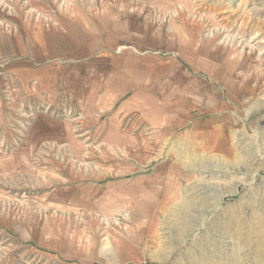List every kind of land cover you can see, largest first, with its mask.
<instances>
[{
  "label": "rangeland",
  "instance_id": "1",
  "mask_svg": "<svg viewBox=\"0 0 264 264\" xmlns=\"http://www.w3.org/2000/svg\"><path fill=\"white\" fill-rule=\"evenodd\" d=\"M109 1L0 0V38H16L18 55L11 70L0 67V264H90L83 256L104 252L105 238L123 221L122 215L105 216L107 203L99 200L104 195L97 190L103 177L113 185L127 178L132 167L127 161L143 152L126 142L139 133L126 131L119 101L94 123L82 116L84 107L75 94L82 97L87 91L89 68H76L79 63L73 65L67 52L88 49L89 37L69 24L60 35L51 28L65 15L96 11ZM144 2L146 8L160 4L171 13L164 23L173 19L191 27L186 31L192 35L184 37L192 46L187 52L207 57L214 72L226 73L225 80L235 77L231 90L246 92L244 99L231 97L228 102L239 106L223 119L210 116L203 140L194 135L189 145L178 147L174 136L144 154L159 162L141 165L138 173L162 167L159 183L170 186L163 169L168 167L177 183L159 228L168 238L172 226H187L185 233L172 232L183 239L176 243L171 264H264V0ZM95 38L93 48L104 46ZM48 39L64 42V61L42 63ZM180 41L176 37L174 42L181 47ZM47 46L51 55L53 45ZM110 46L116 55L127 47ZM25 47H32L31 62ZM158 54L161 63L175 61L185 74L195 75L184 52ZM85 58L80 64L89 63ZM176 156L190 161L179 165L184 172L166 162ZM92 196L98 197L93 203ZM115 197L113 204L120 202ZM190 251L193 260L182 259Z\"/></svg>",
  "mask_w": 264,
  "mask_h": 264
},
{
  "label": "crops",
  "instance_id": "2",
  "mask_svg": "<svg viewBox=\"0 0 264 264\" xmlns=\"http://www.w3.org/2000/svg\"><path fill=\"white\" fill-rule=\"evenodd\" d=\"M103 4L104 8L96 11H74L71 15H65V18H61L63 22L51 28L60 35L65 33L64 26L69 24L67 28L72 27L74 32L82 30L89 37L88 49L79 47L67 52L73 65L79 63L76 68H89L87 91L82 93V97L75 94L84 107L82 116L88 118L89 123H94L106 109L119 101L120 116L128 120L126 131L139 133L136 140H127L126 146H136L137 149H142L143 154L133 157V161H127L132 164L131 171L120 183L113 185L107 177L101 178L103 186L99 184L100 190L97 193L101 192L104 197L99 196V200L105 199L107 203L104 208L105 216L113 215L116 219L118 215H122L123 221L118 226L115 223L118 230L105 238L104 252H93V256L88 253L83 257L90 264H171V260L177 257L174 251L176 243L183 239L173 236L172 232L185 233L187 226H172L173 230L168 232V238L160 234L159 228L163 225L162 219L169 213L170 195L176 193L177 183L172 180L171 169L168 167L163 169L169 175L170 186L159 183L158 172L162 167L138 173L141 165L159 162L157 156L144 154L161 147L163 141H169L174 136V146L178 147L189 145L188 142L194 140V135L201 134L203 140V132H208L213 120L210 116L217 115L218 119H223V115L239 106V103L228 102L231 97L241 100L245 98L246 92L241 93L240 87L236 91L231 90L230 85L235 82V77L230 78L233 81L225 80L226 73L214 72L213 64L207 57L187 52V48L192 49V46L184 42V37L192 35L191 31H186L191 27L186 23L171 22L173 19L164 23L171 13L162 10L160 4L147 8L144 0H110ZM44 28L49 30V27ZM96 36L100 37L99 42L101 39L104 43L99 49L92 47V43H96ZM165 37H174V41L179 37L181 47ZM16 41V38L8 41L0 38V67H7L6 70H11V64L17 59ZM63 43L59 39H48L46 50L40 53L42 63L47 64L52 60L58 64L64 61L66 51L62 48ZM47 44L53 45L51 55L48 54L50 47ZM110 44L127 47H124L126 50L121 55H116L112 52L116 49ZM31 48L25 47L28 51H25V59L30 62L34 59ZM175 49L189 57L188 66L195 75L185 74L186 68L175 61H159L160 51ZM149 51L154 52L150 55ZM85 57L89 59V63L80 64ZM161 70L165 71L163 75L160 74ZM79 80L78 76L77 83ZM166 160L167 163L176 164L177 170L183 172L185 168L179 165L190 162L181 156ZM134 173L136 178H131ZM97 179L96 177L94 180ZM171 180L174 184H171ZM89 184L92 186V183ZM113 197L120 202L113 204ZM97 198L92 196V203ZM89 205L92 207L91 203ZM89 210L92 211V208ZM186 258L193 260L192 251L185 252L182 259Z\"/></svg>",
  "mask_w": 264,
  "mask_h": 264
},
{
  "label": "bare ground",
  "instance_id": "3",
  "mask_svg": "<svg viewBox=\"0 0 264 264\" xmlns=\"http://www.w3.org/2000/svg\"><path fill=\"white\" fill-rule=\"evenodd\" d=\"M196 161H197V160H196ZM196 161H195V162H196ZM204 187H205V186H204ZM205 193H206V192H205Z\"/></svg>",
  "mask_w": 264,
  "mask_h": 264
}]
</instances>
